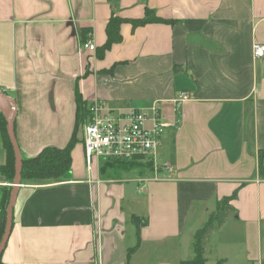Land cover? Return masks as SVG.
I'll return each instance as SVG.
<instances>
[{
  "label": "crops",
  "instance_id": "1",
  "mask_svg": "<svg viewBox=\"0 0 264 264\" xmlns=\"http://www.w3.org/2000/svg\"><path fill=\"white\" fill-rule=\"evenodd\" d=\"M147 10L172 23L134 27ZM112 16L121 41L102 54ZM254 44L264 45V0H0V92L23 161L67 146L77 93L87 105L156 107L172 124L154 168L110 177L104 162L87 171L80 131L69 180L21 181L1 264H179L235 191L236 215L206 246V264H264V57ZM183 92L194 99L176 104Z\"/></svg>",
  "mask_w": 264,
  "mask_h": 264
},
{
  "label": "trees",
  "instance_id": "2",
  "mask_svg": "<svg viewBox=\"0 0 264 264\" xmlns=\"http://www.w3.org/2000/svg\"><path fill=\"white\" fill-rule=\"evenodd\" d=\"M161 22V23H172L171 21L164 20L156 17L153 11L147 10L145 17L142 19H137L133 21V26L137 27L146 23ZM121 20L117 17L110 19L107 25V41L102 47V54L108 50L113 44L121 41V35L119 32V25ZM87 32L85 33V38L82 43L88 42L86 38ZM78 101V112L76 117L75 130L67 146L63 149L56 147H46L44 148L38 156L33 159L23 161L22 169V182L29 181H54L60 182L64 181V177L72 173V152L78 143V133L82 125L86 122L89 116V110L87 103L82 101L80 94L77 93ZM0 136L3 141V145L7 151V163L4 166H0V172L3 178L14 183L15 179V156L13 152V147L9 140L7 134V121L0 111ZM263 158L260 159V170L263 173ZM152 162V161H150ZM135 161H122V160H112L104 161L101 172L105 175L106 171L113 170L123 171L128 170L127 168L133 165ZM13 187H5L3 190V208L6 210L8 206L9 199ZM238 191H235L230 197L223 198L217 205L215 211L211 212L203 224V226L195 232L192 249L193 257L181 261L179 264H206L207 259L205 257V248L210 235L217 229H219L226 221L233 218L236 215V210L232 206V202L237 198ZM136 220V219H134ZM6 221L4 222L3 228L0 232V242L2 235L4 233ZM141 228L140 223H137V229ZM136 248V247H135ZM135 248L130 249L128 254H130ZM216 264H224L223 260L218 261Z\"/></svg>",
  "mask_w": 264,
  "mask_h": 264
},
{
  "label": "built area",
  "instance_id": "3",
  "mask_svg": "<svg viewBox=\"0 0 264 264\" xmlns=\"http://www.w3.org/2000/svg\"><path fill=\"white\" fill-rule=\"evenodd\" d=\"M84 48L95 51L96 45L88 41L84 43ZM253 56L256 59L263 58L264 45L254 44ZM193 99V94L183 92L178 94L174 102L181 104ZM88 110L89 116L81 130L88 172H92L95 162L100 160L152 161L164 130L172 126L160 118L156 107L152 113H147L134 107L115 108L93 102ZM12 186L13 183L3 180L0 172V187Z\"/></svg>",
  "mask_w": 264,
  "mask_h": 264
},
{
  "label": "water",
  "instance_id": "4",
  "mask_svg": "<svg viewBox=\"0 0 264 264\" xmlns=\"http://www.w3.org/2000/svg\"><path fill=\"white\" fill-rule=\"evenodd\" d=\"M10 105H12L11 99L6 96L4 93L0 92V111L3 112V115L7 121V134L9 136V140L13 147V152L15 156V179L13 183V190L10 195L9 203L7 206V213H6V224L4 233L1 238L0 242V264L4 249L7 245L12 225H13V211L16 204V199L18 196V190L21 185L22 181V169H23V160L20 153V149L16 140L15 135V127H14V113H10ZM71 174H68L64 177L65 180H69L71 178Z\"/></svg>",
  "mask_w": 264,
  "mask_h": 264
},
{
  "label": "rangeland",
  "instance_id": "5",
  "mask_svg": "<svg viewBox=\"0 0 264 264\" xmlns=\"http://www.w3.org/2000/svg\"><path fill=\"white\" fill-rule=\"evenodd\" d=\"M80 131H81V128H80V130H79V133H80ZM78 133V134H79ZM99 162H101V163H103L104 161H102V160H100ZM146 168H148V169H150V168H154V163L153 162H150V160H145V159H142V160H138V161H135V163L133 164V165H131V166H129L127 169V171H130V170H133V171H143L144 169H146ZM123 171H126V170H123ZM120 173L121 171H116V172H114L113 170H108V171H106V175L108 176V177H110V176H115V174H117V173ZM123 177L124 178H128V179H131V180H133L134 178H137V177H139V175L137 174V173H135L134 174V172H130V173H128V174H124L123 175ZM5 180V179H4ZM128 185H130L133 189H134V185H136V182H129L128 183ZM6 209H7V206H6ZM229 220H231V219H229ZM228 220V221H229ZM228 221H226L225 223H227ZM224 223V224H225ZM223 224V225H224ZM222 225V226H223ZM203 225H201V227H202ZM221 226V227H222ZM201 227H199V229L201 228ZM220 227V228H221ZM219 228V229H220ZM219 229H217V230H215L211 235H210V237L208 238L209 240H208V242H207V246L209 245V243H211V241H212V238H213V236L219 231ZM198 230V229H197ZM193 239L194 238H192V242H191V251L193 250L192 249V244H193Z\"/></svg>",
  "mask_w": 264,
  "mask_h": 264
},
{
  "label": "bare ground",
  "instance_id": "6",
  "mask_svg": "<svg viewBox=\"0 0 264 264\" xmlns=\"http://www.w3.org/2000/svg\"><path fill=\"white\" fill-rule=\"evenodd\" d=\"M11 111V110H10Z\"/></svg>",
  "mask_w": 264,
  "mask_h": 264
}]
</instances>
